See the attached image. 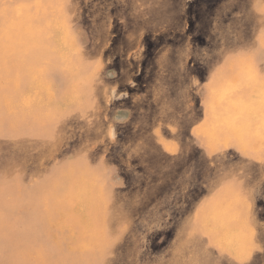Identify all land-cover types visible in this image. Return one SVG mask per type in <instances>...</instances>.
Instances as JSON below:
<instances>
[{
    "label": "rangeland",
    "instance_id": "374dc122",
    "mask_svg": "<svg viewBox=\"0 0 264 264\" xmlns=\"http://www.w3.org/2000/svg\"><path fill=\"white\" fill-rule=\"evenodd\" d=\"M50 7L78 71L44 68L38 49L31 57L21 49L23 69L35 65L9 91L41 75L51 104L72 96L65 104L76 110L39 121L0 97V264L15 259L12 235L28 240L18 253L37 250L26 264H264V0H48L41 8ZM70 75L83 81L71 85ZM214 85L227 98L240 85L241 102L259 99L228 140L199 130ZM5 116L26 117L20 131L31 138L14 136ZM71 168L69 190L85 171L91 198L102 201L105 223L87 246L54 228L59 203L35 201ZM229 189L238 194L227 205L236 202L253 227L246 252L209 233L206 205Z\"/></svg>",
    "mask_w": 264,
    "mask_h": 264
},
{
    "label": "bare ground",
    "instance_id": "6f19581e",
    "mask_svg": "<svg viewBox=\"0 0 264 264\" xmlns=\"http://www.w3.org/2000/svg\"><path fill=\"white\" fill-rule=\"evenodd\" d=\"M47 2L48 0H45V3ZM45 3L43 0H12L7 3L0 0V19L2 21L0 27V56L5 59V61L2 60L0 62V97L9 108L15 107L20 111L30 108L32 116L37 120L39 119V121L54 115L58 111H67V115L74 114L76 108L74 105L72 110L66 107V104L68 105L73 100L72 96H62L59 99H53L51 96L52 101H55V104H51L50 98H47L49 92L40 85L42 82L41 75H30V83L25 85L22 91L17 94L10 93L11 84L24 70V61L20 59L21 53L19 50L25 49L26 53L31 54L28 57H31L33 56L32 49H38L40 55L43 56L41 60L45 61V63L39 61L38 64H41L44 68L48 67L45 66L46 64L52 63L71 72L77 73L78 71L74 61L75 53L70 47L72 45L71 38L66 32V27L55 20V14L52 16L51 13V15L48 13L52 10L54 12V8L50 7L47 11L42 10L41 7ZM28 38H33L34 41L30 42ZM34 65V63L28 65V68L24 70L25 73L29 72V69ZM242 65L249 70L251 69L247 63L243 62ZM69 77L67 82H70L71 85L80 84L79 82L83 81L80 77V79H75L77 76L70 75ZM241 89L242 86L240 85L233 87L234 97L227 98L225 93L218 91L217 85L213 86L207 104V109L209 110L207 121L199 129L204 134L205 139L208 136H217L218 139L224 138L228 140L231 138L232 132L238 130L242 124H245L247 108L254 105L259 99L257 97L255 99L251 98L248 102H241L243 95L240 93H244ZM8 91L9 93H7ZM40 106L44 107L42 111L37 109ZM26 119L24 116H19V119L15 116H10V118L6 117L1 121L7 127H14L13 131L11 130L14 136L29 139L32 133H21L20 131V126ZM77 173V169H69L64 177L62 175L58 179L57 183L53 181L55 184L52 190L47 193H41L35 201L37 204L45 206L59 203L57 207L58 217L52 221L54 228L59 231L60 229L62 231L73 230L77 235L75 238L78 240L75 241L87 246L89 243L93 244L91 241L93 239V230L95 227L102 228L105 218L102 201L93 200L90 196V193L93 192L86 185L88 179L85 171L80 176V183L74 189L69 190L71 188L69 179L74 174L77 175ZM1 187L7 188L11 192H14L17 188L10 182L3 183ZM216 192H218L217 189L212 194ZM237 194L236 190L229 189L228 193L223 195L225 200L220 199L206 205L208 207L206 209L207 212L212 215L209 233L219 239V242L223 243L228 251L236 253L240 251V245L246 252L255 244V240L251 237L247 235L249 238H245L246 236H244L247 231L253 230V227L251 222L246 223L244 219L245 213H242V208L234 201L232 206L227 205V202L232 203L231 199L236 198ZM34 207L40 208L36 204H34ZM53 225L50 227H53ZM9 238L15 246V259L12 264H26L27 261L32 260V257L37 255V250L35 249L28 251L26 256L18 253V247L23 248L28 242L25 238L22 239V237L13 235Z\"/></svg>",
    "mask_w": 264,
    "mask_h": 264
}]
</instances>
